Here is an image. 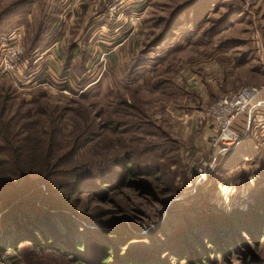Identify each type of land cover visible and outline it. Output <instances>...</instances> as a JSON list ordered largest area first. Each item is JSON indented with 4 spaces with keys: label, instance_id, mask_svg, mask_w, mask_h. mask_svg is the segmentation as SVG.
<instances>
[{
    "label": "rangeland",
    "instance_id": "374dc122",
    "mask_svg": "<svg viewBox=\"0 0 264 264\" xmlns=\"http://www.w3.org/2000/svg\"><path fill=\"white\" fill-rule=\"evenodd\" d=\"M18 5L32 12L27 25L14 28L23 31L14 82L0 75V131L15 135L24 161L39 165L52 160L43 158L45 144L37 135L38 124L47 118L56 132L54 156L71 144L76 148L66 168L80 165L94 171L129 152L131 166L146 164L160 171L161 181L149 195L121 188L106 201L84 196L82 211L110 212L106 218L117 229L130 224L133 244L155 237L161 244L164 238L156 233L165 226L164 232L173 235L198 206L241 207L250 190L264 186L263 161L248 159L225 174L220 184L229 190H219L212 179L203 183L194 178L196 164L209 157L208 145H200L211 129L205 119L208 107L241 88L264 87V0H0V14ZM59 7L63 15L46 38L50 48L30 62L31 38ZM179 9L186 12L171 31L169 22ZM229 15L234 16L229 26L212 37L204 35ZM165 31H171L168 40L151 48ZM84 78L94 82L84 88ZM115 123L128 134L113 133ZM85 137L91 143L86 145ZM166 205L172 207L170 213ZM257 251L264 259V239ZM161 258L160 264H184ZM240 261L232 255L217 264ZM1 264L64 263L54 252H35L23 244L16 252L4 251Z\"/></svg>",
    "mask_w": 264,
    "mask_h": 264
},
{
    "label": "trees",
    "instance_id": "16d2710c",
    "mask_svg": "<svg viewBox=\"0 0 264 264\" xmlns=\"http://www.w3.org/2000/svg\"><path fill=\"white\" fill-rule=\"evenodd\" d=\"M181 9L169 22H173L171 31L182 23L177 18L186 11ZM31 12L29 6L18 5L1 13L0 41L7 39L12 29L27 25ZM53 15L44 26L36 29L31 38L26 52V59L30 62L34 63L35 56L49 45L47 35L63 15V9L59 7ZM233 18L232 15L225 17L204 35L218 34L231 24ZM168 33L165 31L150 47L161 46L168 40ZM72 57L70 54L68 61L71 62ZM93 82L90 78L82 79L84 88ZM112 125L113 133L121 131L119 123ZM119 133L128 134V131ZM37 135L45 144L41 152L43 158L52 157V160L33 165L24 161L15 135L7 130L0 131V264L4 251L16 252L23 244L35 252H54L64 264H160L164 255L184 264H217L218 260L227 262L232 255H236L241 264H264L257 251L264 239V186L258 185L250 190L241 207L198 206V213L192 210V218L187 219L189 222H183L173 235L164 232L165 226L156 233L164 238L163 245L153 241L156 237L153 242L133 244L130 224L118 227V230L112 226L113 221L106 218L111 217L110 212L100 209L82 211V197L106 201L121 188L131 189L137 195L141 189L142 195H149L156 182L161 181L158 167L146 164L142 168L133 167L132 154L126 152L96 166L94 171L80 165L66 168V162L73 159L76 148L71 144L67 150L54 156L56 132L47 118L38 124ZM78 136L77 133L74 140ZM245 159L263 161L264 165L263 148L252 144L247 136L219 156L207 181L212 179L222 183L225 174ZM112 204L116 209L120 208L117 201ZM167 209L168 213L172 211L171 206ZM177 214L176 208L174 215L177 217Z\"/></svg>",
    "mask_w": 264,
    "mask_h": 264
},
{
    "label": "built area",
    "instance_id": "2783aa9c",
    "mask_svg": "<svg viewBox=\"0 0 264 264\" xmlns=\"http://www.w3.org/2000/svg\"><path fill=\"white\" fill-rule=\"evenodd\" d=\"M19 30L22 31L21 29L11 31L6 40L7 42L0 47L2 50L0 75L9 78L13 82V75L19 68L23 55ZM39 85H41V88L47 86V84ZM263 94L264 87L248 86L241 88L235 93L223 96L208 107L205 112V119L211 128H208L210 129V135L207 138L209 157L200 160L195 166L194 178H197V182L204 183L215 167L218 157L228 152L243 139L244 136L235 129L234 123L240 117L249 114ZM258 128L259 137L263 142L264 148V122L258 123ZM219 184V190L223 187L227 190H229V187L231 188V186Z\"/></svg>",
    "mask_w": 264,
    "mask_h": 264
},
{
    "label": "crops",
    "instance_id": "0c3cea01",
    "mask_svg": "<svg viewBox=\"0 0 264 264\" xmlns=\"http://www.w3.org/2000/svg\"><path fill=\"white\" fill-rule=\"evenodd\" d=\"M48 48H50V46L44 49L42 51V54ZM54 49H55L54 50L55 54L60 53L55 46H54ZM258 101H259L258 105H256V107L252 110L251 113L236 120L235 129L244 136L248 135L249 138H251L252 144L254 143L256 146L263 147V142L261 141L259 137L258 123L264 122V94L259 98ZM207 133H209L207 135L209 137L210 131ZM207 140L208 139L205 140L206 143L201 142L200 145L201 146L205 145L206 147L208 145ZM207 149H208V146H207Z\"/></svg>",
    "mask_w": 264,
    "mask_h": 264
}]
</instances>
